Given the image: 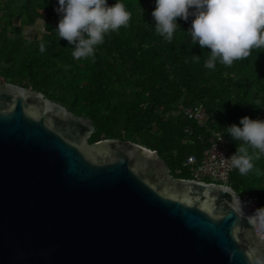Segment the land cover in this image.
<instances>
[{
	"label": "water",
	"instance_id": "obj_1",
	"mask_svg": "<svg viewBox=\"0 0 264 264\" xmlns=\"http://www.w3.org/2000/svg\"><path fill=\"white\" fill-rule=\"evenodd\" d=\"M93 131L0 81V264H264L229 186L173 179L155 151Z\"/></svg>",
	"mask_w": 264,
	"mask_h": 264
},
{
	"label": "trees",
	"instance_id": "obj_2",
	"mask_svg": "<svg viewBox=\"0 0 264 264\" xmlns=\"http://www.w3.org/2000/svg\"><path fill=\"white\" fill-rule=\"evenodd\" d=\"M116 2L131 14L128 26L106 34L95 46L94 59L77 60L55 31L58 0H0L1 83L39 92L89 120L94 131L88 144L118 139L155 151L173 179L190 178L182 163L202 154L209 135L191 120L164 117L178 103L202 105L206 127L220 132L235 154L239 142L225 128L242 127L245 116L264 120V48H253L232 66L217 61L208 69L210 50L194 44L187 33L191 17L177 19L180 29L169 43L155 31V0H108L109 5ZM37 21L42 31L26 37L24 29ZM192 56H200L199 62ZM252 163L246 175L234 168L227 184L241 198L256 197L262 208L264 156Z\"/></svg>",
	"mask_w": 264,
	"mask_h": 264
},
{
	"label": "clouds",
	"instance_id": "obj_3",
	"mask_svg": "<svg viewBox=\"0 0 264 264\" xmlns=\"http://www.w3.org/2000/svg\"><path fill=\"white\" fill-rule=\"evenodd\" d=\"M55 11L60 17L55 31L72 46L77 60L94 59L95 46L104 42L106 34L127 27L131 18L124 4L109 5L108 0H58ZM151 15L156 33L169 43L180 29L177 19L187 22L191 17L187 33L194 44L210 50L204 65L208 69H214L217 61L232 66L234 61L248 58L253 48H264V0H155ZM44 50L41 44L40 51ZM192 59L199 62L200 56ZM239 123L242 127L232 124L225 128L239 142L235 154L226 160L246 175L254 168L253 158L264 156V120L245 116ZM248 222L264 229V207L249 215Z\"/></svg>",
	"mask_w": 264,
	"mask_h": 264
},
{
	"label": "built area",
	"instance_id": "obj_4",
	"mask_svg": "<svg viewBox=\"0 0 264 264\" xmlns=\"http://www.w3.org/2000/svg\"><path fill=\"white\" fill-rule=\"evenodd\" d=\"M163 114L165 118L173 117L191 120L200 127L205 128L206 133L209 134L206 137L207 145L202 154L199 157L187 156L182 163V168H185L190 175L189 179L228 186L227 181L234 168L226 159H229L233 152L229 143L220 132L206 127L208 116L202 105L185 106L178 103L171 109L164 111ZM241 199L249 207L252 214L258 209L256 197L244 196ZM254 233L264 241V229L255 227Z\"/></svg>",
	"mask_w": 264,
	"mask_h": 264
},
{
	"label": "rangeland",
	"instance_id": "obj_5",
	"mask_svg": "<svg viewBox=\"0 0 264 264\" xmlns=\"http://www.w3.org/2000/svg\"><path fill=\"white\" fill-rule=\"evenodd\" d=\"M42 31V21H37L32 27H27L24 29L26 37L31 38L33 34L40 33Z\"/></svg>",
	"mask_w": 264,
	"mask_h": 264
}]
</instances>
